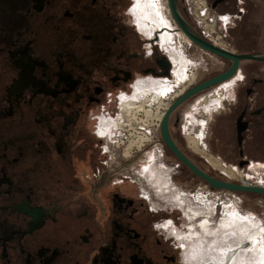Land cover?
<instances>
[{
	"label": "flooded vegetation",
	"instance_id": "obj_1",
	"mask_svg": "<svg viewBox=\"0 0 264 264\" xmlns=\"http://www.w3.org/2000/svg\"><path fill=\"white\" fill-rule=\"evenodd\" d=\"M207 1L218 14L230 17L221 44L212 45L245 59L224 82L228 89L221 90L215 115L207 124L196 120L207 153L198 150L201 141L195 129L181 146L212 178L241 185L229 181L218 167L243 171L258 180L252 188L264 189V0ZM152 2L0 0V264H186L175 236L158 224L172 219L184 232L190 225L198 228L204 218L212 225L223 221L227 202L243 211L241 199H229L225 190L211 188L179 162V168L168 173L174 186L179 177L188 186V226H183L182 209L153 212L129 184L126 162L103 153L104 141L94 132L95 114L109 95L130 91L138 77L164 76L161 62L168 66V76L171 70L184 76L179 70H188L190 63L196 74L190 87L234 65L183 42L190 61L175 68L172 49L160 48L159 34L171 32L170 23L178 40L182 31L172 15L169 20L160 18L159 11L149 16ZM177 3L195 30L185 0ZM140 22L157 34H143ZM193 55L202 61L191 60ZM204 71L207 75L202 76ZM170 78L172 102L185 87L175 91L177 78ZM176 134L180 138V132ZM209 190L219 193L212 197L216 209L209 215L199 213L190 195ZM233 193L253 206L258 200L264 210V195ZM234 211L228 224L237 233L247 231L248 218ZM259 220L264 228V220ZM256 229L263 234L258 225Z\"/></svg>",
	"mask_w": 264,
	"mask_h": 264
},
{
	"label": "built area",
	"instance_id": "obj_2",
	"mask_svg": "<svg viewBox=\"0 0 264 264\" xmlns=\"http://www.w3.org/2000/svg\"><path fill=\"white\" fill-rule=\"evenodd\" d=\"M186 8L185 11L190 18L194 29L196 32L207 42L213 45H220L222 34L226 30V28L230 24V17L218 14L215 10L211 8L207 0H185ZM162 5L164 11L167 13L169 18L171 19V12L169 9L168 0H162ZM223 17H227V19H222ZM181 39L186 44H192L185 35L181 34ZM172 73V70H171ZM169 78L171 76H160V77H152V76H141L136 78L131 85L130 91L127 92H119L115 96L109 95L107 98V103L103 104L100 107L99 114L96 116L95 120V128L94 132L98 139L104 141L102 146L103 153L111 155V157L118 158L122 157L126 161L131 159L135 155H139L141 153L149 154V152H153L154 162L157 161L160 164V167L163 170H176L179 168L180 163L174 164L169 168L166 165V152L164 145L160 139V124L162 118L159 114L154 113L150 116L141 112L138 114L137 119H133L130 114L126 113L123 110V102L125 98H130L134 92V88L136 85H142L145 83H149L152 80H163L164 78ZM227 83L220 84L217 86L214 94L218 96L222 89L227 88L225 87ZM190 87V86H189ZM188 88V87H187ZM179 96H177L178 98ZM176 98H173L172 102ZM171 102V103H172ZM114 108L113 109H111ZM166 111H164L165 114ZM109 122L113 125H117L114 132L117 133V139L113 140V142L109 143L105 137L102 136L103 131V124L104 122ZM118 122L119 127H118ZM199 150L203 153H207L208 149L204 143V140H201L199 144ZM151 157H148L145 162H149ZM142 170L144 171L143 167ZM220 173H222L229 181H236L239 184L246 186V187H254L258 186V180L251 177L247 172L243 171H235V170H222L218 167ZM129 176V175H128ZM130 182L135 183L136 181L129 176ZM140 186L139 188V195L140 198L146 202L149 207L152 209L153 212H161L162 209L158 207L159 203L153 201L152 193L146 190L142 182H136ZM176 186H173V190H177ZM182 196L186 197L187 193L185 191H179ZM228 198H237L240 201V198L233 192L226 191L225 193ZM219 193L211 192L210 190L207 191L205 194L203 193H192L190 196L194 200V203L199 205L198 198L202 196L204 203L206 202L207 205L212 204L210 207L215 210L216 209V201H211L213 196H217ZM229 203L225 204L224 209H228ZM226 212V211H224ZM243 215L242 211L239 212ZM244 216V215H243ZM158 227L164 231L168 229L170 234L176 235L177 232L180 233V230L175 226L174 221L172 219H167L164 222L158 224ZM167 227V228H166ZM180 248L182 251L184 250L183 245L180 243ZM185 254V253H182ZM184 259V258H183ZM186 263V261H185Z\"/></svg>",
	"mask_w": 264,
	"mask_h": 264
},
{
	"label": "bare ground",
	"instance_id": "obj_3",
	"mask_svg": "<svg viewBox=\"0 0 264 264\" xmlns=\"http://www.w3.org/2000/svg\"><path fill=\"white\" fill-rule=\"evenodd\" d=\"M137 2H142L143 0H135ZM154 1V0H153ZM156 2L153 3V7L148 11L149 16L151 15H157L158 11L159 14L161 15L160 18L166 19L169 16L163 9L162 5V0H155ZM158 9V10H157ZM170 22V21H169ZM170 29L171 32L163 30L162 33L159 34V45L161 44L163 48L165 49H172V61H173V66L175 68L182 67V63L187 62V56L185 53V46L183 43V40L180 38L179 40L175 37L173 34L172 30H175V27L172 23H170ZM161 26L167 27L164 25L163 22H161ZM169 27V26H168ZM139 30L148 36H154L156 33L155 28L149 27L145 25V23L140 22L138 25ZM160 45V48L164 51ZM187 67V64H186ZM178 71V70H177ZM180 73L185 72L186 70H179ZM172 75L178 79V77L175 75L174 70H172ZM171 75V77H172ZM163 81L161 84L158 85H149V86H143L145 84H150V83H145L142 85H136L134 88V92L130 98H125V101L123 102V110L130 114V116L133 119H137L138 114L141 112H144L148 116L157 113L159 116L162 118V115H164V111H167L169 108V105L166 104L165 107H162V112L160 113V110H157L153 106V98H157L154 95L156 94V91H166L168 90V85L167 82L171 81L172 78H165L163 77ZM156 81H161V80H156ZM194 83V79L189 81L185 88L188 86L192 85ZM166 86V87H164ZM185 88L182 89V91L179 92V95H181L184 91ZM178 95V94H177ZM153 96V97H152ZM171 105V104H170ZM119 122H118V127H119ZM117 125H113L109 122H107V125L103 128L102 133L104 135H109L111 136L110 141H113L117 139V133L114 132L116 129ZM103 136V135H102ZM189 140V139H188ZM212 159V158H211ZM214 161V160H213ZM161 163L158 162V166ZM162 172H165L166 176L170 178L169 173L167 171H164L162 168L159 166ZM170 181V180H169ZM173 190V185L167 184L165 186L164 191H171ZM150 193H153L150 191ZM174 195L171 197L177 205H180L181 208L183 205H185L184 199H188L189 197H184L180 192L173 193ZM190 199V198H189ZM199 202V209L196 211H202L208 213V215L211 213L213 210L211 207L207 206V203H204V200L202 196L198 198ZM230 205L228 206V210L224 212L223 214V221H220L218 224L213 225L210 223L211 220L209 218H204L203 221H201L198 224V228H195L193 225H190V227L187 229V231H181L180 233L177 232V240L179 243L183 245L184 250L186 251L185 254H183V258L186 261L187 264H264V233L262 234L261 232L258 231L257 225L261 228L259 224L256 223V219H254L253 216H250L249 214H241L244 218L247 217L248 221L241 216L240 218V223L244 224L245 222L247 223V231L239 232L237 233L234 231L235 226L234 225H229L228 223V218L232 215V211L234 212H240L238 207L236 206L235 202H230ZM236 206V207H235ZM206 207V208H205ZM209 207V208H208ZM206 210V211H205ZM197 213V212H196ZM201 213V212H199ZM190 217V216H189ZM194 215H191L190 218H193ZM211 227L212 230H203ZM167 228V227H166ZM168 229L167 231H169ZM264 230V229H262ZM218 237L222 238V243L220 245H217L215 240L210 241L209 243L205 244L204 246H199L196 243V238L199 239L202 235H207L211 236L212 232ZM223 231V232H222ZM222 233V234H221ZM219 234L221 236H219ZM213 235V234H212ZM206 236V237H207ZM216 236V237H217ZM217 237V238H218ZM215 239V237H214ZM218 240V239H217ZM245 240L247 243L245 244ZM214 243V244H213Z\"/></svg>",
	"mask_w": 264,
	"mask_h": 264
},
{
	"label": "rangeland",
	"instance_id": "obj_4",
	"mask_svg": "<svg viewBox=\"0 0 264 264\" xmlns=\"http://www.w3.org/2000/svg\"><path fill=\"white\" fill-rule=\"evenodd\" d=\"M186 58L188 59V57H186ZM194 58L197 59L196 60L197 63L202 61L201 56L193 55V58H191V60L194 61L195 60ZM187 61L189 62L190 60L188 59ZM190 69H191V66L189 63V68H188V70H186L185 75L184 76H177L178 79H177V83L175 86V91L181 89L182 87H185L187 85V83L192 80L193 75H196L195 70H190ZM204 75H207L206 71H204V73H202V76H204ZM195 82L196 81H194L193 84H195ZM216 88H217V86L196 95L195 97H193L192 99H190L189 101L184 103L181 107H179L176 110V112L173 114V116L171 117L173 135H174L175 140L178 143H180V145L185 146L186 138L189 139V137H186V134H187V136H188V134L192 135L193 129H195V132H194L195 137H199L198 138L199 141L202 140L201 139L202 138L201 130L199 129V126L197 125L196 122L197 121H204L207 124L209 118L212 115H215V111H217L219 105L221 104V99L223 96L222 93H219L218 96L216 94H214ZM155 96L157 98L156 99L153 98V101H154L153 106L155 108H157V110H160V113H161L162 107H165V105L168 103L171 104V102L169 100V97H170L169 93L164 91V92L156 93L154 95V97ZM99 111L96 112V114H95L96 116L99 114ZM174 124H176L175 129L173 128ZM202 124H204V123H202ZM178 125H180V131H179ZM197 129H198V131H197ZM204 130H205V127H204ZM179 132H180V138L176 134ZM102 135H103V137L106 138V140H107V138H111V136H109V135L106 136V135H104V133H102ZM109 143H111V142H109ZM197 146H198V150H199V144ZM153 154L154 153L150 151L149 154H146V153H141L139 155L137 154V155L133 156L131 159H128L127 161L125 159H123L122 157H118L117 160H121V161L126 162L128 175L131 176L136 182H142L146 190L153 192L152 193L153 201L159 203L158 207L162 209L161 212L170 213L171 211L177 212L178 208L182 209L183 214L181 215V217H182V221H184V222H182V224H183V226H188L187 223H185L186 218L184 216V214L186 213L185 212L186 211V204L183 205L181 208V206L177 205V203L171 198L174 195L173 193H177V195H179L178 194L179 191H186L185 189L188 188L187 183L185 182V179L183 177H179L178 178V184H176V185H178L177 190H172V192L171 191H164L165 186L167 184L173 185V183L171 181H169L170 178H168L166 176L165 172L162 173L161 169L158 167V162L157 161L154 162ZM148 157H151L149 162H145V160ZM177 163H179V161L175 158L170 157V158L166 159V165L167 166L170 164H177ZM142 167H143L144 171L142 170ZM164 171H166V170H164ZM136 182L135 183H129V184L130 185L132 184L134 186V188L138 189V192H139L138 187L140 185L137 184ZM201 193L205 194L204 192H201ZM240 197H241L240 198L241 199L240 206H241V210H243L242 213L243 214L247 213L250 216H253L252 213H249V211H252L257 215V217L259 219H261L263 221L264 220V210L260 207L259 201L256 200L255 205L253 206V203H251L245 196L244 197L240 196ZM210 200L213 201L212 199H210ZM184 202H186L185 199H184ZM209 205L211 206L212 204H209ZM209 205H207V206H209ZM227 210L228 209H226V210L224 209V211H227ZM258 218L255 217L256 223L259 224L262 229H264L262 224H261V221ZM262 229H261V231H264ZM165 232H167V234L171 233L169 231H165ZM206 236L202 235L201 237H199V239L196 238V243L201 247L204 246L205 244L209 243L210 241H212V239H213V241L215 240L217 245H220V243H222V238L218 237L217 234L216 235L211 234L210 237L209 236L206 237ZM219 236H221V235L219 234ZM177 237L178 236L175 235L176 239H178ZM214 237H215V239H214ZM177 243L179 245V251L182 253H185L186 251L185 250L182 251V249L180 248L179 241ZM246 243H247V241L245 240V244Z\"/></svg>",
	"mask_w": 264,
	"mask_h": 264
},
{
	"label": "water",
	"instance_id": "obj_5",
	"mask_svg": "<svg viewBox=\"0 0 264 264\" xmlns=\"http://www.w3.org/2000/svg\"><path fill=\"white\" fill-rule=\"evenodd\" d=\"M168 3H169V9H170L173 19L175 20L177 26L179 27V29L182 31V33L185 35V37L189 41L196 44L197 46H199L205 51L214 53L225 59L232 60L234 62V65L231 69L227 70L226 72L222 74L214 76L197 85L191 86L171 103V105L165 112L162 118L161 124H160L159 132H160L161 141L164 144V146L170 151V153L179 162H181L185 167L191 170L196 176L204 180L211 188L217 189V190L236 192V193H241V194L253 193V194L264 195V189H261V188L245 187V186H241L238 184L224 182V181L212 178L211 176L207 175L202 170H200L197 166H195L191 162V160L184 154V152L180 149V147L177 145L172 135V132H171V117L176 112V110L179 107H181L184 103H186L188 100L195 97L196 95L230 80L239 62L245 58L233 57L225 53L224 51L214 47L209 42L205 41L188 24V22L186 21V19L184 18V16L179 10L177 0H168ZM161 66L165 68L164 76H168L169 75L168 66L167 65L165 66L163 62H161Z\"/></svg>",
	"mask_w": 264,
	"mask_h": 264
},
{
	"label": "trees",
	"instance_id": "obj_6",
	"mask_svg": "<svg viewBox=\"0 0 264 264\" xmlns=\"http://www.w3.org/2000/svg\"><path fill=\"white\" fill-rule=\"evenodd\" d=\"M171 130H172V128H171ZM172 135H173V130H172ZM173 137H174V135H173ZM175 139V138H174ZM176 141V140H175ZM176 143L178 144V142L176 141ZM178 146L180 147V149L184 152V154H185V150L183 149V147L181 146V145H179L178 144ZM165 149H166V153H167V155L169 156V157H172V158H175L171 153H170V151L165 147Z\"/></svg>",
	"mask_w": 264,
	"mask_h": 264
},
{
	"label": "snow or ice",
	"instance_id": "obj_7",
	"mask_svg": "<svg viewBox=\"0 0 264 264\" xmlns=\"http://www.w3.org/2000/svg\"><path fill=\"white\" fill-rule=\"evenodd\" d=\"M222 19H227V17H223Z\"/></svg>",
	"mask_w": 264,
	"mask_h": 264
}]
</instances>
